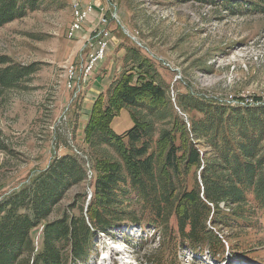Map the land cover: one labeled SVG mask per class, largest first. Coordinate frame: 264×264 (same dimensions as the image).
Instances as JSON below:
<instances>
[{
  "label": "trees",
  "instance_id": "16d2710c",
  "mask_svg": "<svg viewBox=\"0 0 264 264\" xmlns=\"http://www.w3.org/2000/svg\"><path fill=\"white\" fill-rule=\"evenodd\" d=\"M220 1L232 15L264 14V0ZM43 2L0 0V27ZM122 49L121 70L83 129L88 160L70 150L11 185L0 183V264H88L95 240L123 226L153 230L163 250L213 252L227 239L221 232L250 228L264 210V102L226 103L188 87L173 102L158 63L131 39ZM4 72L2 86L23 74ZM123 111L132 126L116 134L111 124Z\"/></svg>",
  "mask_w": 264,
  "mask_h": 264
},
{
  "label": "rangeland",
  "instance_id": "374dc122",
  "mask_svg": "<svg viewBox=\"0 0 264 264\" xmlns=\"http://www.w3.org/2000/svg\"><path fill=\"white\" fill-rule=\"evenodd\" d=\"M72 1L44 0L38 10L0 27V57L7 59L0 73L23 71L16 81L0 85V145L6 148L0 152L5 166L0 183L8 182L5 186L70 150L88 160L83 154L85 99L96 76L111 65L121 68L119 51L132 38L158 63L170 98L188 87L222 102L250 105L254 97L264 102V14L232 15L220 0H76L93 4L95 12L93 21L69 39ZM100 8L108 20L110 12L117 14V22L107 25L111 49L87 82L67 88L66 68H79L89 52ZM131 126L123 111L111 129L122 134ZM78 190L71 189L61 205ZM252 222L250 228L221 232L228 239L222 248L196 253L163 250L153 230L123 226L95 240L97 256L88 264H145L148 256H155V264H264V210Z\"/></svg>",
  "mask_w": 264,
  "mask_h": 264
},
{
  "label": "built area",
  "instance_id": "2783aa9c",
  "mask_svg": "<svg viewBox=\"0 0 264 264\" xmlns=\"http://www.w3.org/2000/svg\"><path fill=\"white\" fill-rule=\"evenodd\" d=\"M103 8L98 9V23L94 29V35L92 37V43L90 46L89 52H87L85 58L81 62L79 68H75L70 66L66 68V81L67 88H75L80 83H85L89 80L90 73L100 65L106 58L107 53L111 49V33L107 28L108 21H116L117 22V14L116 11L113 10L110 12V18L107 19L106 14L102 11ZM71 11H72V23L68 29V38L73 39L76 34L83 30L84 25L88 23V21L92 20V15L95 12V6L91 3L82 4V2L73 0L71 3ZM132 40L139 46V42L132 38ZM173 92V91H172ZM174 94L172 93V101H174ZM231 99V97H230ZM226 103L235 104V101H225ZM250 103L252 101H249ZM77 155L81 156V153L78 151H74ZM82 157V156H81ZM85 159V158H84ZM86 160V159H85ZM87 168L88 164L86 165ZM92 177V172L90 169L87 171V179L88 181ZM88 197H90V191L88 192Z\"/></svg>",
  "mask_w": 264,
  "mask_h": 264
},
{
  "label": "crops",
  "instance_id": "0c3cea01",
  "mask_svg": "<svg viewBox=\"0 0 264 264\" xmlns=\"http://www.w3.org/2000/svg\"><path fill=\"white\" fill-rule=\"evenodd\" d=\"M121 55H122V53L120 54V57H121ZM120 57L118 56L119 59H120ZM108 68L109 69H106L103 71V73H104L103 75L100 74V77L96 76L95 79L92 81V86H91V90H90L91 95H90V97H87L85 99L84 106H83L84 110H85L84 114L85 113L87 114V118H88L92 104H93L94 100L96 99V97L107 88V86L109 85V83L112 80L114 73L115 72L117 73L121 70L120 66H118V65L116 67L111 65ZM87 118H86V120H87Z\"/></svg>",
  "mask_w": 264,
  "mask_h": 264
}]
</instances>
